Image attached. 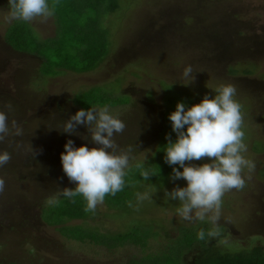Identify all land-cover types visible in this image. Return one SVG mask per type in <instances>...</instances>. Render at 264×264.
<instances>
[{"label":"rangeland","instance_id":"rangeland-1","mask_svg":"<svg viewBox=\"0 0 264 264\" xmlns=\"http://www.w3.org/2000/svg\"><path fill=\"white\" fill-rule=\"evenodd\" d=\"M119 3L114 11L84 3L70 5L74 10L55 8L53 16L27 22L26 36L50 45L48 50L44 45L48 62L42 63L12 48L17 36L8 32L17 24L10 19L9 0H0V111L22 129L0 141V152L11 157L0 166V263L155 264L159 254L171 252L172 261L195 264L204 254L200 246L180 257L176 251L182 231L200 229L217 232L207 235V247L257 245L264 251V0ZM82 40L104 52L100 65L89 73L63 71L61 56L75 54ZM188 65L192 83L182 76ZM220 84L236 88L247 146L243 155L254 167L243 170V189L225 192L218 225L179 217L178 202L165 192L186 182L171 180V169L134 187L126 206L103 201L93 217L51 223L55 202L70 200L62 190L75 187L62 172L63 145L71 139L75 147L94 146L82 125L75 129L78 135L61 132L70 115L109 104L125 124L113 137L117 151L133 149L128 172L140 171L135 164L145 160L152 173V162L164 157L166 137L175 140L167 116L177 102L197 104L205 94L214 96ZM138 192L152 194L151 199L137 203ZM75 199L86 207L82 196Z\"/></svg>","mask_w":264,"mask_h":264},{"label":"clouds","instance_id":"clouds-1","mask_svg":"<svg viewBox=\"0 0 264 264\" xmlns=\"http://www.w3.org/2000/svg\"><path fill=\"white\" fill-rule=\"evenodd\" d=\"M9 5L10 19L25 22L37 17L48 18L55 12L48 0H9ZM182 76L193 82L191 65L184 67ZM235 95L233 85L220 84L211 98L205 94L199 103L191 106L177 102L175 110L167 116L175 140L166 137L164 162L171 167V180L182 179L186 183L184 187L177 186L165 192V195L168 200L178 202L176 213L185 221L207 220L218 225L225 192L243 189L245 179L242 172L254 167L243 155L247 146L241 105L234 99ZM81 125L86 128L88 141L94 146L75 147L71 139L63 145L59 156L62 172L75 187L63 189L62 194L67 198L82 196L86 202L85 211H93L103 203L106 195L115 196L125 187L133 149L117 151L113 137L124 130L125 124L107 106L77 110L64 120L61 132L78 135L75 129ZM13 130L15 135L22 134L16 121L9 122L6 113L0 111V141ZM205 157L209 158L207 163H186ZM10 159L8 152H0V166ZM145 163L144 160L135 164L144 181L154 176ZM3 190L4 180L0 179V192ZM151 195L138 192L137 203L150 200ZM216 234V231L207 232L209 237ZM205 236L204 229L197 232V239L204 240Z\"/></svg>","mask_w":264,"mask_h":264},{"label":"trees","instance_id":"trees-1","mask_svg":"<svg viewBox=\"0 0 264 264\" xmlns=\"http://www.w3.org/2000/svg\"><path fill=\"white\" fill-rule=\"evenodd\" d=\"M50 1H52L54 7L57 9L58 12H60L59 10H65V9L74 10V8L71 7L70 5L76 7L82 5L83 3L90 9L95 8L97 5H99L101 8H103V10L114 11L121 3V2L119 3L120 0H50ZM15 22L17 25L11 28L10 31L8 32L9 34L8 37H10V35L13 34H16L17 36L16 44H15L16 47H12V48L17 52L23 51L22 53L36 56L42 61V63L45 62L47 63L48 60L45 58L44 45L47 50L50 48V45L47 47V43L45 42L41 43L33 36L32 38H28L29 36L26 35L30 34V32L27 28V26L29 25L27 22L22 20H16ZM10 40H12V37ZM6 42L9 43L8 41ZM58 52L60 54L63 53L60 51V49H58ZM73 55L78 56V58L73 57ZM61 57H62L61 60L63 61L60 62V65L62 66L63 71H70L71 73L74 74H82V73L93 72L103 60L104 52L101 50V48L97 51V49H95L93 45H89V46L84 45L82 40L80 44L76 46L75 54L69 56L64 52ZM73 58L76 59L77 65L73 64ZM102 105L108 106L109 104L107 105V103H104ZM152 164L154 166L152 171V174H154V176L148 177L147 178L148 180L154 179L155 175L158 172L163 173L171 169V167L164 162V157L161 158V160L157 159V161L156 160L153 161ZM142 181L143 178L140 175V171L128 172L127 176L125 177V187L123 188V190L117 192L115 196L106 195L107 198L106 200H104V202L109 204L110 206L112 205H117L118 207L122 205L126 206L128 203L132 201V198L135 196L133 192L136 189V186H138ZM84 213L85 214L87 213V211H85L84 205L83 204L82 206L78 205V200L75 199V197L70 198V200H65L64 204L55 202V206L53 205L50 210V214L52 215L55 221L51 223L64 225L66 221H70L74 219L83 220V218L86 219L89 218V216L93 217V215H95L94 210L89 211V213H87L86 215ZM205 233H206L205 239L199 240L197 239V233L188 234L182 231L178 241L180 243V246H179V250L176 251L177 256L180 257L184 255L186 251H189L191 248L200 246L204 254L201 256V258L198 261H196L195 264H264V251L262 247L256 245L254 247H251L250 249H244V250L243 249L235 250V249H230L228 247H224V249H213L207 247L206 245L207 232L205 231ZM149 235L150 234H148L147 236ZM73 238L75 239V236ZM169 253L171 252H167V253L162 252L161 254H159L161 255V257L157 260L160 263H155V264H178L172 261V259H170L171 256L170 255L168 256ZM8 264H15V263H8Z\"/></svg>","mask_w":264,"mask_h":264},{"label":"crops","instance_id":"crops-1","mask_svg":"<svg viewBox=\"0 0 264 264\" xmlns=\"http://www.w3.org/2000/svg\"><path fill=\"white\" fill-rule=\"evenodd\" d=\"M30 55V54H29Z\"/></svg>","mask_w":264,"mask_h":264}]
</instances>
